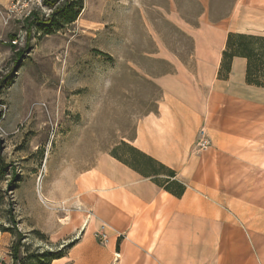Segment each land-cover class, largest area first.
I'll return each mask as SVG.
<instances>
[{
    "label": "rangeland",
    "instance_id": "1",
    "mask_svg": "<svg viewBox=\"0 0 264 264\" xmlns=\"http://www.w3.org/2000/svg\"><path fill=\"white\" fill-rule=\"evenodd\" d=\"M67 2L79 3L76 19L57 16L56 29L50 18ZM232 6L241 24L264 29V0H0V264H12L16 241L10 205L26 263L66 256L88 218L70 200L73 186L100 153L160 172L129 145L161 100L150 77L169 67L152 58L157 44L192 67V41L177 24L225 20ZM248 159L238 178L250 203L235 213L252 264H264V139Z\"/></svg>",
    "mask_w": 264,
    "mask_h": 264
},
{
    "label": "crops",
    "instance_id": "2",
    "mask_svg": "<svg viewBox=\"0 0 264 264\" xmlns=\"http://www.w3.org/2000/svg\"><path fill=\"white\" fill-rule=\"evenodd\" d=\"M237 10L190 30L177 24L192 41V67L157 44L152 58L169 67L150 77L161 100L137 121L129 145L172 176L100 153L70 198L88 216L83 234L52 264H252L247 227L235 211L250 203L238 174L264 139V89L245 83L242 58L232 60L226 78L218 73L229 33L264 36V29L241 24ZM201 130L206 149L198 146ZM166 180L184 187L180 197L163 190Z\"/></svg>",
    "mask_w": 264,
    "mask_h": 264
},
{
    "label": "trees",
    "instance_id": "3",
    "mask_svg": "<svg viewBox=\"0 0 264 264\" xmlns=\"http://www.w3.org/2000/svg\"><path fill=\"white\" fill-rule=\"evenodd\" d=\"M78 8H80L79 3L72 4L70 2H67L64 7L60 8L56 11V13L52 14V17L50 18L49 22L54 23L55 18L61 15L60 17L61 19H63V21L61 22H65V24H70L75 21L77 16L76 11L78 10ZM231 10L229 11L228 16L230 15ZM222 20L224 19L215 20L211 23H217ZM54 24L56 29L60 28V24ZM234 58H242L246 61L245 83L249 86L264 89V36L229 33L226 38L224 50L222 51V58L218 73V76L220 78H226L228 76L230 72L231 62ZM132 151L135 153L137 158H140L141 160L146 162L150 170L156 167L160 172H166L167 174H169V176H172L173 173L166 170L163 166L155 163L153 160L135 151L134 149H132ZM112 156L117 160L128 164L136 170H142L140 169L138 163H136L135 161L128 162L115 155ZM0 163L1 166H3V160L0 159ZM150 172L158 174L157 171L151 170ZM11 176L12 178L9 184H12L17 181L15 167H11ZM162 188L164 191L172 194L175 197H180L184 192V187L179 185L177 182H170L169 180H166L164 182ZM8 218L11 226L13 227V233L16 237V241L11 248L12 264H30L26 263L27 257H20L21 251H26L27 247L22 243L24 236L17 229L16 218L13 213V207L11 205L8 211ZM63 257H65V254L59 253L57 255L49 256L46 260H43L41 259L42 257L36 255L32 258L34 262L31 264H52L53 261L61 259Z\"/></svg>",
    "mask_w": 264,
    "mask_h": 264
},
{
    "label": "built area",
    "instance_id": "4",
    "mask_svg": "<svg viewBox=\"0 0 264 264\" xmlns=\"http://www.w3.org/2000/svg\"><path fill=\"white\" fill-rule=\"evenodd\" d=\"M199 135L201 136V140H200V142L198 144L199 148H201V149L208 148L209 147V141H208L207 137L204 135L203 130L200 131ZM98 239L100 241L104 240L105 239V235L103 233H100L98 235Z\"/></svg>",
    "mask_w": 264,
    "mask_h": 264
}]
</instances>
